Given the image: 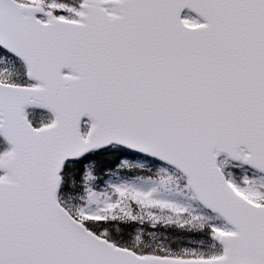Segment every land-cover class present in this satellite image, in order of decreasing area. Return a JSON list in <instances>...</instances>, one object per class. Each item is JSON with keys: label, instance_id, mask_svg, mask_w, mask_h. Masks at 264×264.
<instances>
[{"label": "snow or ice", "instance_id": "obj_1", "mask_svg": "<svg viewBox=\"0 0 264 264\" xmlns=\"http://www.w3.org/2000/svg\"><path fill=\"white\" fill-rule=\"evenodd\" d=\"M0 264H264V0H0Z\"/></svg>", "mask_w": 264, "mask_h": 264}]
</instances>
